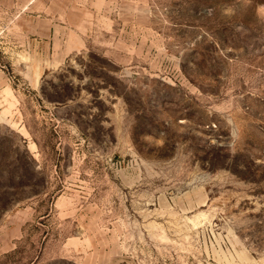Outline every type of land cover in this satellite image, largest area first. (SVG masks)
<instances>
[{"label": "rangeland", "instance_id": "1", "mask_svg": "<svg viewBox=\"0 0 264 264\" xmlns=\"http://www.w3.org/2000/svg\"><path fill=\"white\" fill-rule=\"evenodd\" d=\"M0 264H264V0H0Z\"/></svg>", "mask_w": 264, "mask_h": 264}]
</instances>
